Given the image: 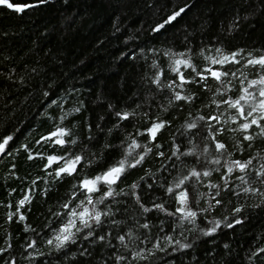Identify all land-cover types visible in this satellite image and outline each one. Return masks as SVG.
Wrapping results in <instances>:
<instances>
[{
  "label": "trees",
  "instance_id": "16d2710c",
  "mask_svg": "<svg viewBox=\"0 0 264 264\" xmlns=\"http://www.w3.org/2000/svg\"><path fill=\"white\" fill-rule=\"evenodd\" d=\"M11 2L30 8H0V264H264V136L241 129L264 119L230 107L264 100V0Z\"/></svg>",
  "mask_w": 264,
  "mask_h": 264
},
{
  "label": "snow or ice",
  "instance_id": "6c2138e0",
  "mask_svg": "<svg viewBox=\"0 0 264 264\" xmlns=\"http://www.w3.org/2000/svg\"><path fill=\"white\" fill-rule=\"evenodd\" d=\"M0 6H5L9 9H14L15 11L17 12H22L24 9L23 7L21 6H18V5H14L11 0H0ZM183 11V9H181V12ZM180 15V12H177L175 13L173 16H171L169 18V20L166 22V23H170L171 21L175 20L177 16ZM164 25L161 24L159 26V28H163ZM159 30V29H157ZM235 55V54H233ZM229 58L227 56L224 57V60H228ZM223 63V61H213V63ZM181 63H186L185 61H181V60H177L176 61V64H181ZM249 64H252V65H260L262 68H264V57L260 58V59H256V60H250L249 61ZM178 71V69H177ZM220 73L218 72H212V76L215 77L216 79H220ZM226 75V74H225ZM180 79L183 80V76L181 75L180 76ZM264 85V77H262L260 80L258 81H251L250 82V86H255V85ZM244 92L246 95H242L240 96L239 99L235 100L234 102H232L230 104V107H234V108H237V111L239 113V115L243 118H247L248 116H252L253 112H257L259 111L260 112V119H264V100H261L258 104L256 105H250L251 107V111H249L247 113V115H245V112H244V108L243 107H238L241 103V101H248L250 99H254V97L248 93V89L245 88L244 89ZM259 95L261 97H264V87L260 88L259 89ZM177 99H184L183 97L177 95L176 97ZM124 119H127V115H125L123 117ZM203 119V118H202ZM213 119H215V117H213ZM251 125H257L258 127H260V135L264 136V125H259V122L256 118H253L249 123H244L243 125H241V129L244 130V131H247ZM163 125L161 124H157V125H154L153 128H151L149 130V132L151 133L152 137L154 138L155 137V134L156 132L159 130V128H161ZM190 127H195V125H191ZM66 133H64L63 131H61L59 133V135H65ZM253 137L250 136V135H246L244 136V139L245 140H251ZM9 140L11 139V137L8 138ZM7 140L4 141L3 144H0V152H2L4 150V147H5V144H7ZM57 143H60L62 144L63 141L62 140H57ZM133 147H137V145H135V143L133 144ZM225 148V145L223 143H217L216 144V149L218 151L220 150H223ZM150 151V150H149ZM56 158L55 157H50L49 158V161H53L55 160ZM80 160V157H76V160L75 161H72V162H69L67 164L66 167H61L59 169V171L57 172V175H60V173H67V174H71L74 170H75V164L76 162H78ZM143 160V156L140 157L139 160L136 161L137 164L140 163V161ZM220 161L219 160H216L214 161V163H219ZM251 164V160L247 161V162H241V161H233L232 162V166L228 167L227 171L229 173H232L233 172V168H236L238 169L240 172H244L248 166ZM124 165H125V161H120L119 162V166H115V167H112L111 169H109L106 173H104L102 176H97L94 180H85L83 182V187L89 192H94L97 189L96 185L99 183V182H102L106 185H109L111 186L112 184H115L117 182V180L119 179L120 175L124 172ZM136 165L135 164H132L130 165V167H135ZM262 168H264V165H262ZM210 173L209 172H204L203 175L204 176H208ZM192 175L193 176H196V177H199L200 173H197L196 171H193L192 172ZM260 175H264V172H261ZM186 179V178H185ZM239 179L244 182V183H247L245 180H244V177L241 176L239 177ZM184 184V179H181L177 184H176V187L179 188L181 185ZM133 187H135V185H133ZM212 187H216L215 185H213ZM173 191L172 188H169L168 189V192L171 193ZM245 193L247 192H250V191H255L251 188H245L243 190ZM113 193L111 191V189L108 191L107 195L108 196H111ZM261 195H264V193H261ZM29 200V197L25 196L24 200H21L20 201V206L23 207L25 201ZM178 200L179 202L181 203V205H186L187 204V201H188V194L186 191L184 192H181L178 196ZM89 203H92L91 201V198L89 197V200H88ZM217 203H219V201H217ZM157 207H162V206H157ZM145 211H148V209H145ZM180 211H183V209H180ZM237 212L240 211L239 208L236 209ZM88 214V210L85 209L83 213L80 214V217H81V222L85 225V226H90L88 225L87 221L83 219V217ZM72 215L73 216H76L77 213L76 212H72ZM100 213L99 212H96L94 214V219L97 223H100ZM186 216L187 217H192V218H195L196 216V213L195 212H192V211H189L186 213ZM20 220H23L24 219V216L21 215L19 217ZM236 223H240L239 220L236 221ZM74 224V221L70 222V225ZM145 227H147V225H145ZM212 231H215V229H212ZM67 233V234H65ZM211 232H206L205 235H210ZM70 235L71 233L69 232V227H65L62 231H61V235L57 236L55 239L57 241H59L60 243L57 244V247H60L62 246V243L64 241H67L69 238H70ZM102 239V238H101ZM123 237H120V240L123 241ZM49 244L52 243L51 240L48 241ZM262 251H264V249H262Z\"/></svg>",
  "mask_w": 264,
  "mask_h": 264
},
{
  "label": "water",
  "instance_id": "95a60500",
  "mask_svg": "<svg viewBox=\"0 0 264 264\" xmlns=\"http://www.w3.org/2000/svg\"><path fill=\"white\" fill-rule=\"evenodd\" d=\"M21 7H23V11H25V10H27L28 8H30V6H21ZM0 8H6V9H8L9 11H12V12H17V11H15L14 9H9V8H7V7H5V6H0ZM22 11V12H23ZM17 13H21V12H17ZM113 185V184H112Z\"/></svg>",
  "mask_w": 264,
  "mask_h": 264
}]
</instances>
